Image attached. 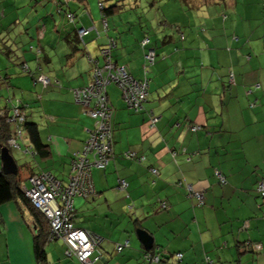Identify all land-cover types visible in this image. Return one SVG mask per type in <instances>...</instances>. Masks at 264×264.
<instances>
[{
	"label": "crops",
	"instance_id": "0c3cea01",
	"mask_svg": "<svg viewBox=\"0 0 264 264\" xmlns=\"http://www.w3.org/2000/svg\"><path fill=\"white\" fill-rule=\"evenodd\" d=\"M124 1L135 4L133 14L120 16ZM80 26H93L83 43ZM145 36L155 50L146 100L134 111L114 83L106 85L113 153L104 169H91L94 193L74 197V225L99 236L96 264H145L138 261L142 252L157 248L166 252V264H264V205L255 189L264 179V0H0V55L6 57L0 56V106L19 99L46 149L28 153L21 175L14 147L7 146L20 184L40 172L66 181L71 157L93 126L73 88L103 63L108 37L111 60L141 79ZM24 62L29 72L20 68ZM38 73L50 84L33 82ZM150 114L157 117L153 124ZM17 142L20 152L31 145L25 130ZM119 179L127 182L124 189ZM186 183L203 191V204L187 196ZM159 200L167 206L160 208ZM139 228L152 237L149 249ZM33 230L23 202L0 205V264H35ZM125 239L129 246L115 251ZM245 239L261 249L242 250ZM44 249L46 264H77L64 256L61 239Z\"/></svg>",
	"mask_w": 264,
	"mask_h": 264
},
{
	"label": "built area",
	"instance_id": "2783aa9c",
	"mask_svg": "<svg viewBox=\"0 0 264 264\" xmlns=\"http://www.w3.org/2000/svg\"><path fill=\"white\" fill-rule=\"evenodd\" d=\"M100 8L102 3L98 2ZM66 17L69 22L74 23L75 15L67 12ZM104 30H107L106 18H102ZM93 27V26H92ZM92 27L80 26L76 28V35L83 43L85 35ZM149 38L143 37L140 46L145 47L143 55L144 63L142 65L143 77L135 79L122 64H116L111 60V48L114 45L112 37L100 49L103 57L101 65L94 64L91 69V78L83 86L73 88L75 101L81 105V108L93 119V126L89 129V134L82 143L79 151L74 152L70 160V170L64 183L53 176L50 172H40L31 174L27 178L28 184L21 185L24 194L31 203L39 209L46 217L48 222V241L61 239L64 243L63 254L67 257H74L77 264H95L100 261L101 255L97 251L100 238L96 234L73 223V199L75 196L85 197L94 193L90 172L92 168L104 169L112 157V131H111V108L108 104L106 95V85L114 83L119 89L121 98L126 105L134 111L142 108L146 100L148 86V67L155 60V50L148 46ZM37 51H39L37 49ZM20 68L29 72L26 63H21ZM229 82H233L232 72L228 75ZM33 82H39L42 86L50 84L49 78L38 73L33 77ZM39 97V95H38ZM7 101H10L7 103ZM6 107L0 108V115L6 111L5 121L10 126V134L5 140V145L20 149L17 142L24 133V123L26 120V111L19 99H8ZM157 117L153 114L149 116V122L153 124ZM196 127V126H194ZM24 153H34L35 150L30 144L24 145L21 149ZM124 156L130 157L132 153L125 151ZM153 174H157V169L150 168ZM214 174L220 184L225 182L224 175L218 170ZM178 184H181L178 181ZM127 182L119 179L118 188L124 189ZM259 204H264V179L257 180L255 187ZM187 196L194 198L198 204L204 203V194L202 190L194 188L190 183L185 184ZM166 201L159 200V207L165 208ZM243 226H247L244 221ZM129 246V241L125 239L114 245L115 251H120ZM242 250L259 251L261 243L258 241L244 240L240 245ZM166 252L160 249L145 250L138 258L139 262L145 264L159 263L166 264ZM175 262L181 260V253H174Z\"/></svg>",
	"mask_w": 264,
	"mask_h": 264
},
{
	"label": "trees",
	"instance_id": "16d2710c",
	"mask_svg": "<svg viewBox=\"0 0 264 264\" xmlns=\"http://www.w3.org/2000/svg\"><path fill=\"white\" fill-rule=\"evenodd\" d=\"M112 6L106 7L104 10L108 12ZM7 105V104H6ZM8 106V105H7ZM2 106H0L1 108ZM6 107V106H5ZM6 111L0 115V148L5 145V140L10 134L9 124L5 121ZM24 130L27 134L31 146L40 155L46 153L44 144L41 142L38 129L33 122L25 120ZM7 147V146H6ZM21 178L19 173H4L0 169V205L13 199H18L26 205L30 215L32 216L34 230H33V253L35 264H46V256L44 246L48 241V222L45 215L37 209L24 194L20 184ZM247 240V239H245ZM243 242V241H242ZM241 242V244H242Z\"/></svg>",
	"mask_w": 264,
	"mask_h": 264
},
{
	"label": "water",
	"instance_id": "95a60500",
	"mask_svg": "<svg viewBox=\"0 0 264 264\" xmlns=\"http://www.w3.org/2000/svg\"><path fill=\"white\" fill-rule=\"evenodd\" d=\"M1 171L4 173H15L17 171V166L14 163L12 157L8 154L6 146L1 147ZM140 240L143 243L145 249H149L152 244V237L143 229L136 230Z\"/></svg>",
	"mask_w": 264,
	"mask_h": 264
},
{
	"label": "rangeland",
	"instance_id": "374dc122",
	"mask_svg": "<svg viewBox=\"0 0 264 264\" xmlns=\"http://www.w3.org/2000/svg\"><path fill=\"white\" fill-rule=\"evenodd\" d=\"M107 1V0H106ZM119 4V3H118ZM120 5L122 6V7H124L123 9H122V13L120 14V16H122L124 13L125 14H128L129 12L130 13H134L135 12V8H134V10H132V7H135L134 5L135 4H133L132 2L131 3H129V2H122V3H120ZM131 7V8H130ZM140 10V9H139ZM150 10L149 9H146L145 10V13L147 14L148 12H149ZM133 20L132 21H134V19L135 18H132ZM130 23H132V22H130ZM2 58H6L5 56H2V55H0ZM19 60V58H15V61H18ZM14 61V62H15ZM5 64H6V62H5ZM0 71H2V68H1V64H0ZM6 101V100H5ZM10 101H7V103H9ZM22 152V151H21ZM19 150H17V149H15V148H11V154H12V156L14 157V158H16L17 159V162H18V164H19V167H20V172H21V175H25V169H24V167H22V164L21 163H23L24 161H26L28 158H31V156L28 154V153H21ZM0 165H1V152H0ZM26 184H27V181L25 180L24 181ZM205 197V196H204ZM194 202H196V200H194ZM262 205H264V204H262ZM76 259V258H75ZM78 263V262H77ZM96 264V263H95Z\"/></svg>",
	"mask_w": 264,
	"mask_h": 264
}]
</instances>
